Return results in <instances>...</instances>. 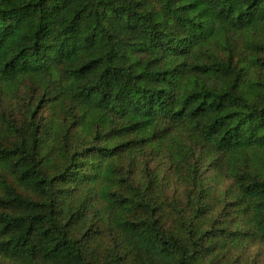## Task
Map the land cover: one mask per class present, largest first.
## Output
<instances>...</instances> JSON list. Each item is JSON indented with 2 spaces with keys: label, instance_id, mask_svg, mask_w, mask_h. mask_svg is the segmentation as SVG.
Returning a JSON list of instances; mask_svg holds the SVG:
<instances>
[{
  "label": "trees",
  "instance_id": "obj_1",
  "mask_svg": "<svg viewBox=\"0 0 264 264\" xmlns=\"http://www.w3.org/2000/svg\"><path fill=\"white\" fill-rule=\"evenodd\" d=\"M0 96V260L237 264L264 243V0H0ZM146 149L182 208L132 178Z\"/></svg>",
  "mask_w": 264,
  "mask_h": 264
},
{
  "label": "rangeland",
  "instance_id": "obj_2",
  "mask_svg": "<svg viewBox=\"0 0 264 264\" xmlns=\"http://www.w3.org/2000/svg\"><path fill=\"white\" fill-rule=\"evenodd\" d=\"M6 96L1 100L0 96V112L3 108H8ZM19 111H16V115ZM133 175L132 178L138 180L139 182H144L146 179V174L152 173L156 179L155 188L159 192L160 196L164 201L175 202L177 196H179V208L184 205V196L181 195V185L178 184L176 178L171 177V170L167 168L165 158L158 159L149 154L148 149L145 152H138L133 155ZM126 164V162L124 163ZM204 176L206 178V186L208 191L215 194V196L221 195L224 188L226 187V182L218 178L214 172L209 169L204 171ZM224 203L218 205L217 213L221 212ZM169 210H171L169 208ZM168 210V213L171 212ZM174 211V207H173ZM215 219V214L212 217ZM2 264H8L6 261L0 260ZM237 264H264V243L254 244L249 249L238 254Z\"/></svg>",
  "mask_w": 264,
  "mask_h": 264
}]
</instances>
